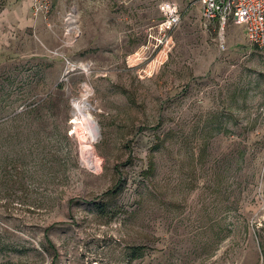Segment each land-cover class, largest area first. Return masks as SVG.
Wrapping results in <instances>:
<instances>
[{"label": "rangeland", "instance_id": "1", "mask_svg": "<svg viewBox=\"0 0 264 264\" xmlns=\"http://www.w3.org/2000/svg\"><path fill=\"white\" fill-rule=\"evenodd\" d=\"M48 1L0 0V264H264V50L195 0Z\"/></svg>", "mask_w": 264, "mask_h": 264}, {"label": "built area", "instance_id": "2", "mask_svg": "<svg viewBox=\"0 0 264 264\" xmlns=\"http://www.w3.org/2000/svg\"><path fill=\"white\" fill-rule=\"evenodd\" d=\"M36 12L49 9L48 0H31ZM202 19L206 23L215 22L223 30L229 20L242 25L248 40L264 50V0H195ZM165 17L158 25V44L168 41L171 32L180 25L182 13L174 2L164 4Z\"/></svg>", "mask_w": 264, "mask_h": 264}, {"label": "bare ground", "instance_id": "3", "mask_svg": "<svg viewBox=\"0 0 264 264\" xmlns=\"http://www.w3.org/2000/svg\"><path fill=\"white\" fill-rule=\"evenodd\" d=\"M74 18H75V16H72L70 18L71 21L69 22V24L72 25L71 28L75 27L74 26V22H75ZM74 107H75V110H74V120H73V122L76 124V126L78 128L83 130L82 132H84L85 137L87 139H89V141H91V142L96 141L98 136H99V134H98V126H97V123L94 120L93 115L90 112V109H89L87 103L86 102H82V101L81 102L78 101V102H75ZM73 128H75V127H73ZM77 136H79V135H77ZM87 139H85V140L87 141ZM85 143H87V142H85ZM88 143H90V142H88ZM90 145L89 144H83L82 148L80 146V149H82V154H83L82 159L87 165L90 164L91 161H92V150L90 149V147L92 145L91 146Z\"/></svg>", "mask_w": 264, "mask_h": 264}, {"label": "trees", "instance_id": "4", "mask_svg": "<svg viewBox=\"0 0 264 264\" xmlns=\"http://www.w3.org/2000/svg\"><path fill=\"white\" fill-rule=\"evenodd\" d=\"M151 167H154L153 164L151 165Z\"/></svg>", "mask_w": 264, "mask_h": 264}]
</instances>
